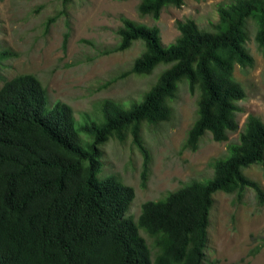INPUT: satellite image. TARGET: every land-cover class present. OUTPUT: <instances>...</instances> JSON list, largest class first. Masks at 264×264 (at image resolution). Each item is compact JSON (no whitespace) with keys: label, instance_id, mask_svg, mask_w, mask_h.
Segmentation results:
<instances>
[{"label":"trees","instance_id":"1","mask_svg":"<svg viewBox=\"0 0 264 264\" xmlns=\"http://www.w3.org/2000/svg\"><path fill=\"white\" fill-rule=\"evenodd\" d=\"M183 4L140 0L137 9L141 17L157 21L164 8ZM217 12L211 32L191 18L177 21L179 36L169 47L163 46L158 27L122 18L120 43L112 52L125 51L135 41L145 46L126 75L166 69L130 109L105 101L102 124L81 125L69 106L51 107L34 75L18 76L1 88L0 264H204L215 193L241 199L252 189L264 206L263 188L243 172L261 164L264 180V122L249 114L239 128V103L246 92L233 74L235 66L254 67L246 47L249 19L257 21L255 41L264 52V0H234L219 4ZM182 83L198 93L197 118L183 148L197 150L207 133L217 143H229V135L239 132L238 140L228 144L226 156L210 162L212 179L191 180L165 199L143 203L135 221L126 217L135 190L115 174L98 179L101 146L124 142L131 133L144 157L145 178L149 153L142 125L171 118L169 102ZM83 133L93 138L88 148L80 143Z\"/></svg>","mask_w":264,"mask_h":264},{"label":"rangeland","instance_id":"2","mask_svg":"<svg viewBox=\"0 0 264 264\" xmlns=\"http://www.w3.org/2000/svg\"><path fill=\"white\" fill-rule=\"evenodd\" d=\"M234 0H184L180 8L167 7L159 20L138 14L140 0H0V90L14 78L34 75L47 92L49 105L69 106L81 124H102V105L109 100L130 109L142 102L166 66L151 75L129 74L145 46H132L114 53L120 43L117 30L128 18L160 30L164 47L179 36L176 22L193 19L200 29L213 31L219 4ZM246 44L254 67L234 68V77L246 92L239 103V128L249 114L264 122V52L255 41L257 21L248 20ZM67 42L64 44L65 38ZM198 93H190L187 83L179 84L169 102L172 116L159 124L142 125L141 140L149 153L145 178L144 157L131 133L124 142L110 140L101 146V172L98 179L111 174L135 190V199L126 213L135 221L147 201L165 199L170 192L191 180L207 182L213 178V159L223 158L227 146L238 140L239 132L229 135V143L215 142L209 133L197 150L184 149L187 133L197 118ZM93 138L83 133L81 145ZM244 175L264 190L262 166L244 169ZM210 213L208 244L204 264H264V206L258 205L255 192L246 189L241 199L236 194L217 192ZM148 245L151 240L141 232Z\"/></svg>","mask_w":264,"mask_h":264}]
</instances>
